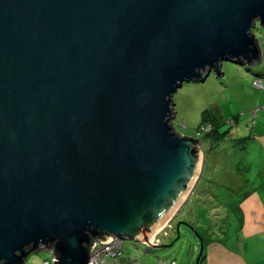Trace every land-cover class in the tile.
<instances>
[{
    "label": "water",
    "instance_id": "1",
    "mask_svg": "<svg viewBox=\"0 0 264 264\" xmlns=\"http://www.w3.org/2000/svg\"><path fill=\"white\" fill-rule=\"evenodd\" d=\"M257 23L264 0H0V264L50 245L96 264L108 233L153 246L203 165L172 96L257 64Z\"/></svg>",
    "mask_w": 264,
    "mask_h": 264
},
{
    "label": "crops",
    "instance_id": "2",
    "mask_svg": "<svg viewBox=\"0 0 264 264\" xmlns=\"http://www.w3.org/2000/svg\"><path fill=\"white\" fill-rule=\"evenodd\" d=\"M260 62L261 58L257 65ZM225 75L222 73L221 77ZM260 76L264 78V71L254 81L260 80ZM240 77L241 91L237 97L246 101V107L241 115L237 111L231 117L236 121V130H229L223 139L209 138L217 144L224 142V147L210 152L209 161L204 156L192 191L175 212L179 214L192 198L195 203H201L191 206L196 223L203 220L206 225H215L224 221L215 235L204 238L200 234L203 251L202 257L197 258L199 264H264V85L254 88L248 76L240 74ZM249 85L259 92L249 90L252 88ZM252 94L255 98L249 101L248 95ZM205 164L211 165L208 171ZM202 182L204 187L197 193L196 186ZM204 202L213 204L210 207ZM219 208L221 212H217ZM22 264H26L25 260Z\"/></svg>",
    "mask_w": 264,
    "mask_h": 264
},
{
    "label": "rangeland",
    "instance_id": "3",
    "mask_svg": "<svg viewBox=\"0 0 264 264\" xmlns=\"http://www.w3.org/2000/svg\"><path fill=\"white\" fill-rule=\"evenodd\" d=\"M254 35L259 41L260 48L261 62L258 65L253 63V65L241 67L232 62H223L220 71L225 73V76L218 77L212 72L204 82H184L182 87L177 89L172 96V101L176 106V113L171 116L170 121L173 123L176 133L193 137L199 142L201 141V154L203 158L206 156L205 160L208 157L209 161L208 154L210 152L222 150L225 143L218 142L217 144L210 140V136H206L207 134H201L200 137L194 136L198 128L202 123L209 124L215 129H220L221 134L231 129L229 124H227V119L231 118L234 113L237 114V111L241 115L242 109L246 107V101H239L237 97V92L241 91L239 88L241 86L240 74L248 76L252 80V86L254 87V79H256L254 77L264 71V28L260 27L259 23L256 24ZM260 81L264 85V78L261 76ZM253 87L249 90L259 92V90L254 89L256 87ZM240 94L242 95V92ZM248 98L251 101L255 98V95H248ZM232 129V132H234L236 126ZM225 136L226 134L216 139H223ZM238 157L239 153L236 160H238ZM210 168V164H205V171ZM203 187L204 184L202 182L196 186L195 191L199 193ZM194 203L192 198L188 200L179 214H174L152 237L148 238L149 241L153 239L156 245L151 246L125 238L123 240V249H125L123 257L126 259H138L141 264H157L158 259H164L168 264L172 263V261L175 264H199L197 258L203 251L201 235L204 238L209 235H215L217 230H221V222L224 221L216 222L215 225H206L203 220H198L199 224L196 223V214L191 208ZM195 204L201 203L197 202ZM203 204H208L211 207L213 203L204 202ZM187 210H189L188 213H186ZM217 212H221V209L219 208ZM191 214L193 216H190ZM176 226H178V230ZM207 231L208 233H206ZM50 257L51 252L47 248L41 247L38 250L30 251L25 257V263L43 264V261L50 259ZM120 260L125 261L121 257Z\"/></svg>",
    "mask_w": 264,
    "mask_h": 264
},
{
    "label": "built area",
    "instance_id": "4",
    "mask_svg": "<svg viewBox=\"0 0 264 264\" xmlns=\"http://www.w3.org/2000/svg\"><path fill=\"white\" fill-rule=\"evenodd\" d=\"M254 87L259 88L262 87V83L260 80L254 81ZM227 124L233 125L234 119L228 118ZM174 126V125H173ZM175 128V127H174ZM204 131V132H203ZM211 131V126L207 124L204 126V128L200 130V132H203V134H206ZM200 132H196L197 137L200 134ZM108 238L105 240H102V237H95L90 236L89 243H88V255H89V263H96V264H141L138 259H131V260H125L121 261L123 259L124 251L123 249V238L120 235L110 234L108 233L106 235ZM156 240V239H155ZM150 244L156 245L155 241L153 239L149 241ZM51 252L50 259H45L43 261V264H52L53 258V246H44ZM124 260V259H123ZM174 263V261L172 262ZM157 264H166L164 260H158Z\"/></svg>",
    "mask_w": 264,
    "mask_h": 264
},
{
    "label": "trees",
    "instance_id": "5",
    "mask_svg": "<svg viewBox=\"0 0 264 264\" xmlns=\"http://www.w3.org/2000/svg\"><path fill=\"white\" fill-rule=\"evenodd\" d=\"M254 33V32H253ZM243 67H245V66H243ZM174 113H176V110H174ZM207 124H201L200 125V127L198 128V132H200V130H201V128L203 129L204 128V126H206ZM236 125V121L234 120V124L233 125H229L230 127L229 128H233L234 126ZM211 126V131L210 132H208V133H206L207 135L206 136H210L211 138H217V137H223V135H227V133L229 132V130H231V129H229V130H227V131H225V133H223V134H221L220 133V129H215L212 125H210ZM204 132V131H203ZM203 132H200V134L198 135L199 137L201 136V134H203ZM195 135H196V133H195ZM194 135V136H195ZM209 137V138H210ZM200 258L202 257V254L199 256Z\"/></svg>",
    "mask_w": 264,
    "mask_h": 264
},
{
    "label": "bare ground",
    "instance_id": "6",
    "mask_svg": "<svg viewBox=\"0 0 264 264\" xmlns=\"http://www.w3.org/2000/svg\"><path fill=\"white\" fill-rule=\"evenodd\" d=\"M165 222H167V220H165V221H163L162 223H161V225L155 230V231H153V232H151V236L149 235V237H152V235L154 234V233H156L163 225H164V223Z\"/></svg>",
    "mask_w": 264,
    "mask_h": 264
}]
</instances>
